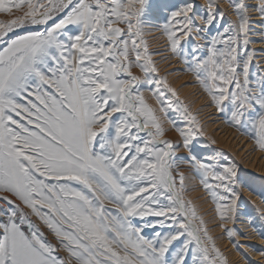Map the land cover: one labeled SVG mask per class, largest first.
<instances>
[{
  "label": "snow or ice",
  "instance_id": "6c2138e0",
  "mask_svg": "<svg viewBox=\"0 0 264 264\" xmlns=\"http://www.w3.org/2000/svg\"><path fill=\"white\" fill-rule=\"evenodd\" d=\"M150 12L207 106L264 153V72L251 70L264 48H249L264 44V0H0V264H229L182 164L229 240L241 217L253 225L245 191L264 226V179L257 192L235 161L193 152L204 127L159 75ZM169 109L186 122L167 121L177 140Z\"/></svg>",
  "mask_w": 264,
  "mask_h": 264
},
{
  "label": "bare ground",
  "instance_id": "6f19581e",
  "mask_svg": "<svg viewBox=\"0 0 264 264\" xmlns=\"http://www.w3.org/2000/svg\"><path fill=\"white\" fill-rule=\"evenodd\" d=\"M162 2H164V0L161 1L160 4ZM197 2L203 3V0H197ZM221 7H227L226 3L221 2ZM151 32H153L151 28L150 30L146 31L148 34ZM150 36H152V38L149 39L152 44L151 47L156 49L153 59L157 62L159 72L162 76L167 78L169 86L176 90L179 97L188 103L189 106H191V110L195 112L198 120L204 127V133L207 135L208 139L211 138V140L215 141V143H213L215 146L231 153L230 155L235 157L236 161H238L241 166L254 172L260 177H264V153L256 150L254 145L250 143V141H248L245 137L233 132L224 125V123L219 119L215 109L211 106H207L208 100L206 99V96L201 93L197 86L194 85V81L191 80L190 77L183 75L179 70H177V68H179V64L177 65V61L175 62L168 55L167 48H165L166 46L164 45L163 40L159 39V36H156V34L149 35V37ZM146 38H148V36ZM254 47H258V45ZM196 188L197 187L194 185V183H189L190 192L187 193L188 198H191V200L194 202L193 204L197 206L194 207L199 208V210L202 211L207 207L205 206L206 201ZM244 195L248 196L247 192H244ZM248 198L253 203L258 204L257 199L254 198V196H248ZM259 207L260 205L258 208ZM205 215H208V212H206ZM205 215L203 214V216ZM206 217H209V215ZM237 225L239 229H241L246 234V237L249 238L246 239L247 242L257 244L260 241L252 229H250V225L246 224L244 217H241V220L237 223ZM214 233L215 232H213V234ZM222 240L223 239L221 238H217L216 243L218 247L223 248L224 253L228 258L229 264H245V259L239 257L237 253L228 246V243ZM246 251L247 256L250 258L248 264H264V257H261L252 249H247Z\"/></svg>",
  "mask_w": 264,
  "mask_h": 264
},
{
  "label": "rangeland",
  "instance_id": "374dc122",
  "mask_svg": "<svg viewBox=\"0 0 264 264\" xmlns=\"http://www.w3.org/2000/svg\"><path fill=\"white\" fill-rule=\"evenodd\" d=\"M163 1V0H150V3L155 6V5H158L160 4V2ZM172 2H175V3H179L180 0H172ZM198 3V2H197ZM227 6V5H226ZM226 8V7H225ZM165 15V13L161 12L159 14V17L157 16H154L152 15V13L150 12L149 14H147L144 19L146 21H149L148 24H146V31L147 30H150V28L153 30V32L151 33H146L145 31V38L148 36V38H146L147 42H148V45H149V50L152 51L153 53H155V50L151 44V42L149 41V39L152 38V36L149 37V35H152V34H156V36L158 35L159 36V33H157V30H156V26L163 23V19L162 17ZM9 17L4 15V14H0V20H7ZM229 19H234V17L232 16H229ZM149 28V29H148ZM155 28V29H154ZM215 31V29L213 30ZM254 31L258 32V28H256V26L254 25ZM148 34V35H147ZM253 39L256 40V41H259L260 40V36L259 35H254L253 36ZM151 44V45H150ZM258 45V47H254ZM167 48V47H165ZM249 48L252 49V50H259L261 48H264V44H261L259 42L257 43H253V44H250L249 45ZM167 53L168 55L177 63V65L179 64V68H177V70H179L183 75L185 76H188L190 77L191 80H193L194 82V85L197 86L199 88V90L201 91V93H203L205 96H206V99L208 100V97L207 95L203 92V90L201 89V87L195 82V79L194 77L192 76L191 73L187 72L185 70V65L183 63V60L180 58V57H173L170 53V51L168 50L167 48ZM203 54V51L202 53ZM259 51H256L255 52V55L257 57V59L254 61V66L252 67V72L254 74V78H255V75L258 73V72H264V62H262L259 57ZM183 55V53H182ZM154 57V56H153ZM181 66V67H180ZM263 70V71H262ZM134 72H137L138 73V70L134 69ZM153 76H155L156 74H152ZM159 75H161V73L159 72ZM149 87H155V85H152V86H143L142 90L144 91V94H145V97L148 101L149 104H151L152 106L154 107H158V105H156V102H155V99L151 96L150 92L148 91V88ZM166 92V90H164ZM168 96H170L171 94L170 93H167ZM179 96V95H178ZM180 98V97H179ZM175 99V98H173ZM181 101H183L184 105L187 106V108L189 109V111H191L192 113L195 114V112L193 110H191L192 108H190L191 106H189L188 103H186L182 98H180ZM161 116H164V114H160ZM219 119L224 123V125L232 130L233 132H236L237 134L245 137L248 141H250V143L253 144V141L252 139L249 138L248 135H242L241 134V131L237 130L235 127H232L230 126L229 124L225 123V118L222 114L220 113H217ZM172 120L176 123L177 126L179 127H185L186 126V122L183 120V118L181 117L180 113L176 112L175 110L173 109H169L168 112H167V116L165 117V122H164V127L165 129L167 130L166 131V137L169 138V139H172V140H177L178 139V133L175 131V128H173L167 121L168 120ZM167 127V128H166ZM254 145V144H253ZM259 151V150H258ZM193 152L196 153L197 155H200V156H208V155H215L216 153H221L222 156H221V159L224 160L225 158L227 160H230V161H235L236 163H238L240 165V163L238 161H236L235 157H233L232 155H230L231 153H229L228 151L220 148V147H217L215 146V144L211 143L210 140L208 139L207 135L204 133L203 136L199 137L198 139V142L194 145L193 147ZM187 154V150L185 149H181L179 155L181 156H184ZM241 169H243L244 171L246 172H249L251 173L252 175L256 176L257 177V181H256V184H255V187H256V190L257 192L259 191V184H260V180L261 179H264V177H260L258 175H256L254 172L246 169L245 167L241 166ZM181 170L185 171V174L186 176L190 177L188 178V180L186 181L187 183V191L185 192V199L186 200H190L192 202V205L193 207L196 206L194 205L193 203V200H191V198H188V194L190 191H189V183H194V185L197 187L196 189L201 193L202 197L205 198V201H206V204L205 206H207L204 210L200 211L199 208H196V211H197V215L202 217L206 222H207V226L209 227L210 231H209V235L213 237L215 243H216V239L218 238H221L223 239L222 241H226V243H228V246L234 250L237 255L239 257H242L244 259H246L247 261L250 260V258L247 256V249H252L254 250L256 253L259 254L260 251H264V242L262 243V239L260 237V235L258 234L259 231H264V226H262V222L260 221L259 219V212L256 211V208H258V206L260 205V201L258 199L257 196H254V198L257 199V202L258 204H255L253 203L249 198L248 196L244 195V192H243V197L245 199V201L248 202V207H249V214L253 217V225H250V229H252V231L254 232V234L260 239V241L255 244V243H252V242H247L246 239H249L246 237V234L241 230L239 229L238 225L236 224L235 227L238 231V234L237 236L233 237L232 240H229V238L227 237V235L225 233H222L221 229L219 227H215L214 225H216L218 223V218H216L215 216V206L214 204L212 203L211 199L206 195L203 187L201 186L200 184V181H199V178H195V177H192L189 169H188V166L186 164H182L181 166ZM246 192V191H245ZM248 194V193H247ZM187 195V196H186ZM198 209V210H197ZM207 209V210H206ZM208 212V215L209 217H206L208 215H205V213ZM203 214L205 216H203ZM212 221V222H211ZM215 222V223H214ZM210 225V226H209ZM255 227L256 231L253 230V228ZM212 228V229H211ZM216 228V229H215ZM213 232H215L213 234ZM219 235V236H218ZM217 236V237H216ZM51 238V237H49ZM244 240V241H243ZM233 242L235 243V245H237L236 247L233 246ZM261 242V243H260ZM260 243V244H259ZM217 245V243H216ZM256 245V246H255ZM177 247L179 246L178 244L176 245ZM218 247V245H217ZM247 247V248H246ZM221 252L224 253V250L223 248L219 247ZM242 248V249H241ZM246 249V250H245ZM225 255V253H224ZM226 256V255H225ZM188 259H189V264H191V253H189V256H188Z\"/></svg>",
  "mask_w": 264,
  "mask_h": 264
}]
</instances>
